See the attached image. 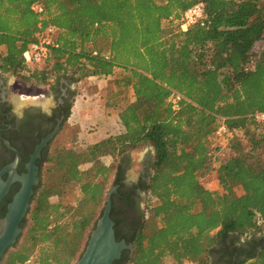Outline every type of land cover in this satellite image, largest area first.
Instances as JSON below:
<instances>
[{
	"label": "trees",
	"instance_id": "16d2710c",
	"mask_svg": "<svg viewBox=\"0 0 264 264\" xmlns=\"http://www.w3.org/2000/svg\"><path fill=\"white\" fill-rule=\"evenodd\" d=\"M196 4L204 25L182 31L183 14ZM50 26L59 46L43 63H26L24 52ZM44 64L50 68L37 69ZM8 74L34 88L51 78L49 87L94 80L123 131L92 147L113 142L116 166L69 149L63 132L44 182L60 199L35 192L21 222L25 243L4 264L31 254V264L75 263L119 186L116 213L125 155L148 147L143 220L129 239L132 252L116 264H165L167 256L209 264L222 243L241 238L249 248L236 264H264V121L255 118L264 113V0H0V76ZM173 92L183 96L176 107ZM222 124L231 133L226 143L216 136ZM213 172L218 189L202 182ZM73 188L79 209L70 213L62 197Z\"/></svg>",
	"mask_w": 264,
	"mask_h": 264
},
{
	"label": "flooded vegetation",
	"instance_id": "af4514ba",
	"mask_svg": "<svg viewBox=\"0 0 264 264\" xmlns=\"http://www.w3.org/2000/svg\"><path fill=\"white\" fill-rule=\"evenodd\" d=\"M1 85L0 79V219H3L7 216L10 205L21 194L26 178L39 179L38 184L33 185L34 195L37 192L43 166L50 158L55 142L65 131L76 95L75 82L61 79L58 85L49 87L43 93L31 95L24 92V96H31L32 100L15 107L13 101L5 95L8 90L5 91ZM49 98L50 102H46ZM148 176L145 169L136 180L129 179L125 173L120 189L122 196L114 199L116 213H113V217L112 203L110 218L114 222L115 241L124 242L127 246L121 250L120 257L113 264L133 250L129 239L143 220V183ZM118 187H113L116 188L115 193ZM243 248H249L245 239L235 242L228 239L226 244L222 243L217 248L221 253H214L209 264H236L238 256H246L241 251Z\"/></svg>",
	"mask_w": 264,
	"mask_h": 264
},
{
	"label": "rangeland",
	"instance_id": "374dc122",
	"mask_svg": "<svg viewBox=\"0 0 264 264\" xmlns=\"http://www.w3.org/2000/svg\"><path fill=\"white\" fill-rule=\"evenodd\" d=\"M49 68H50V65H46V64L37 66V69H39V70H43V69L48 70ZM121 73L122 72L117 71L116 76H119ZM0 79L2 80L1 87L4 86L3 89L5 91L8 90V93L6 92V94H5L6 97H8L10 100L13 101L15 107H18L21 104L26 103V101L32 100L31 96L26 98L27 96H24V94H23L24 92L30 93L31 95H34L37 93H43V92L47 91V89L49 88V85H52L54 83L55 78H51L48 82L49 84H40V85L36 86L35 88L30 86V84L21 82L13 74L1 75ZM75 85H76V86H74L75 87V95L77 96L79 94V96L83 97L84 101H86L85 105H93V106L97 107L98 110L103 109V107L105 105V99L99 91L100 86L98 85V83H95L94 80H91V79H84L80 83H75ZM132 98L133 97L131 96L130 99H132ZM48 101L50 102V98L48 100H46V102H48ZM74 102H75V100H74ZM73 105H74V103H73ZM73 105H72V108H73ZM72 108H71V110H72ZM93 111H96V110H93ZM71 113H72V111L70 112V114ZM94 119H97L99 124L102 122V116H94ZM72 120H73V118H72ZM87 120H89V119L87 118ZM67 123H68V120H67ZM72 123H73L72 126L70 124H67V126L65 128L66 129V135H65L66 138L64 140L65 143H63V144L66 147H68L69 149H76L77 148L78 150L79 149H86L88 152V159L89 158L90 159L101 158L107 164H111L112 166H116L117 162L111 160V157L109 156L110 152L113 150V148L115 146V144L113 142L108 143V144L104 143L102 145V147L100 148V150H95L92 147H94V145H96V144L87 146V144L84 141H82V139L79 138V132H80V130H82L81 124L79 122H77L76 120H74ZM98 123L93 124L91 126H87L85 128V130H88L89 133H95L97 130L96 129L97 126H99ZM101 142L103 143V141H101ZM101 142H98L97 144H99ZM222 142L226 143L225 141H222ZM61 145H62V142H61L60 146ZM149 148H151V147H148V148H146L140 152H131V153L125 155L124 166L126 168V174H127V177L129 179L136 180L138 178L139 174L141 173V171L144 169L147 172V175L150 174V172H151L150 166H151V158L153 156V154H152L153 149L149 150ZM54 149L52 150V154L55 151ZM47 167H49V163H47L43 166L42 174H41L42 180H41L40 186H39L36 193L38 194L41 192V193H43L44 198L47 201H50L51 203H57L60 198L53 195L52 193L48 192L44 188V182H45L46 177H47V173H46ZM202 182L206 188H209V189H218L219 188V183H218L215 172H213L209 176L203 178ZM112 188L113 187H111V189ZM79 197H80V194H79L78 188L70 189L62 197V203L64 206L67 205V209L70 213H74L76 210L79 209V204H78ZM145 205H146V197H145ZM25 232H26L25 229H23L21 232V235L18 239V242L15 245L16 248L22 247V245L25 243V240H26ZM149 232L150 231L148 230V233ZM242 239H244V238H242ZM11 250L12 249L10 248V250L6 253L1 264H4L5 259L7 257V254ZM29 257H30L29 259H33L34 255L31 254ZM164 261H165V264H177L169 256L165 257ZM184 264H195V263L185 262Z\"/></svg>",
	"mask_w": 264,
	"mask_h": 264
},
{
	"label": "water",
	"instance_id": "95a60500",
	"mask_svg": "<svg viewBox=\"0 0 264 264\" xmlns=\"http://www.w3.org/2000/svg\"><path fill=\"white\" fill-rule=\"evenodd\" d=\"M39 179L29 177L25 179L21 194L10 205L7 216L0 219V264L7 251L14 247L21 235V222L26 217L34 195L33 185ZM116 188H112L106 198L102 216L97 220L91 231L88 243L79 260L74 264H113L120 257L121 250L126 248L124 242L117 243L114 238V222L110 218L112 209V195Z\"/></svg>",
	"mask_w": 264,
	"mask_h": 264
},
{
	"label": "built area",
	"instance_id": "2783aa9c",
	"mask_svg": "<svg viewBox=\"0 0 264 264\" xmlns=\"http://www.w3.org/2000/svg\"><path fill=\"white\" fill-rule=\"evenodd\" d=\"M32 10L37 14H42L44 12L43 7L38 3L32 6ZM204 22V7L202 4H196L183 14L180 29L182 31H187L191 26L197 23L204 25ZM58 46L59 44L56 41V28L50 26L46 28L38 41L30 44L23 54L24 60L28 64H41L50 56L52 49H55ZM182 99L183 96L177 92H173L169 97V101L174 107H176ZM255 118L257 121H264V113H257ZM230 135L231 133L224 124H222L216 131V136L221 141H226L227 136ZM31 262L32 259H28L24 263L19 264H31Z\"/></svg>",
	"mask_w": 264,
	"mask_h": 264
},
{
	"label": "crops",
	"instance_id": "0c3cea01",
	"mask_svg": "<svg viewBox=\"0 0 264 264\" xmlns=\"http://www.w3.org/2000/svg\"><path fill=\"white\" fill-rule=\"evenodd\" d=\"M85 104L86 101H84L83 97L79 96L78 94L75 97V102L71 110L72 113L68 118L67 124H70L72 126L73 125L72 122L74 120H76L81 124L82 130H80L79 132V138L82 139V141H84L87 144V146L97 144L98 142L101 141H106L120 134L123 131L119 117L116 114L107 111L105 105L102 110H98L97 107L93 105H85ZM94 116H102V122L99 124L98 120L94 119ZM87 118L90 121L87 120ZM96 123H98L99 126H97L96 128L97 130L95 133H89L88 130H85L87 126H91ZM149 150H152V148H149ZM152 154H154V151H152Z\"/></svg>",
	"mask_w": 264,
	"mask_h": 264
},
{
	"label": "bare ground",
	"instance_id": "6f19581e",
	"mask_svg": "<svg viewBox=\"0 0 264 264\" xmlns=\"http://www.w3.org/2000/svg\"><path fill=\"white\" fill-rule=\"evenodd\" d=\"M21 102V101H20Z\"/></svg>",
	"mask_w": 264,
	"mask_h": 264
}]
</instances>
